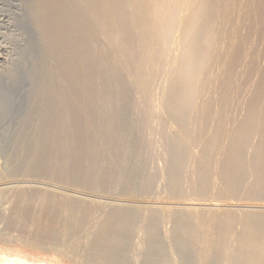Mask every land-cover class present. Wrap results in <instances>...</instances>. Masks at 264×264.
Instances as JSON below:
<instances>
[{"label":"bare ground","instance_id":"bare-ground-1","mask_svg":"<svg viewBox=\"0 0 264 264\" xmlns=\"http://www.w3.org/2000/svg\"><path fill=\"white\" fill-rule=\"evenodd\" d=\"M30 3L42 60L25 116L32 119L14 132L27 151L24 177L60 191L19 180L3 213L25 216L40 200L48 216L34 244L0 237V264H128L133 228V264H264V0ZM131 126L162 149L159 181L168 188L139 218L132 205L154 174L141 173V193L133 191L141 166L113 181L112 198L122 200L82 201L109 186L120 167L118 134ZM63 194L94 215L82 237L53 225Z\"/></svg>","mask_w":264,"mask_h":264},{"label":"rangeland","instance_id":"rangeland-1","mask_svg":"<svg viewBox=\"0 0 264 264\" xmlns=\"http://www.w3.org/2000/svg\"><path fill=\"white\" fill-rule=\"evenodd\" d=\"M30 2H32V0H0V53L2 52L1 55L5 57V62H0V237L6 239L10 236H16L19 239V242L25 245L35 243L33 241V238H35V232L39 229L38 227L43 226L44 222L47 220V212L40 208L42 204L40 200H33L32 204L28 207V212L25 216H20L21 214H18V211L16 213L18 215H16V217L14 216L13 219V217L10 216L11 214L3 213V208L11 204V200L5 199L12 197L17 183L19 182V180H21L20 182H23V178H25V182H27V185L25 182H23V186L26 185L27 187H29L33 184L32 186L34 187L37 184L42 188L44 187L46 189L54 190L57 192L60 191L56 186H50L48 184L50 186L48 187L46 182L37 180L36 178H34L35 181H33V178L27 177L29 180L31 179V181L35 182L36 184L30 181L32 183L31 184L29 180L27 181V178L24 177L25 171L23 172L22 163L23 157L25 156L24 153H26L27 151L24 152V149L26 148H20L17 145L18 140H16L15 135V132L19 128L26 127L25 125H28V123L32 119L31 116H28L27 118L25 116L31 113L30 107H32L31 100L33 92L32 88L34 84L33 79L39 72L37 69V63L42 60V50L38 42V35H36L37 32L35 31V29H33L34 26L32 24V21L30 20L31 16L29 17V5H31ZM155 132L157 133V131H154V134ZM146 136L147 135H145L142 130L132 126L127 128V130L123 132L121 131V133L118 134V139H120L118 142H121V147L117 148V150H119V155L113 158L120 164V167H116L118 169H116L111 174L113 176V179L110 180L109 186L107 185L106 188L100 190L97 194L92 193L93 191H88V193L83 196L82 201L85 202L84 204L93 203L94 206H99L100 203H103V201H106L108 203L107 200H122L119 199V197L117 198L115 196L112 198V194L115 192V190H117V188L115 187L117 184H115L116 182L113 181H115V178L118 176V174H126L125 171L127 172V168H130L131 166L135 168L137 166H141V171H143H140L138 175L135 176V183L133 182V185L135 184L133 191H137V193H141L139 186L140 180H137L141 179V173H147L145 175H150V172L151 174L154 173V176L150 175L152 176L151 179L153 181L151 180V182H149L150 186L148 184L146 189L149 194L147 193V191L146 194H138V198L136 199L138 202L132 205L135 206L133 207L134 209H132L134 217L139 218L140 215L143 216L146 210V206L162 202L164 196L166 195L165 191L167 192L168 190V188L162 183V180L161 182L159 181V177H161V175L159 174L162 172L164 173L165 170V166L161 157L162 155L160 153L162 149H158L160 147L156 148L157 146H155L154 148L147 146L144 141ZM155 136L157 135L155 134ZM155 136H153V138ZM98 141L100 142V140ZM131 146H133V149L131 151H128V148ZM108 153L112 154L110 149L108 152L103 150L102 155L107 156ZM158 157H160L161 159ZM158 162L161 165L158 164ZM158 169L161 172H159ZM8 173H11L13 175L10 179H13V177L15 178L13 181L10 180L11 183L9 184H7L9 181L6 182L7 180L5 179V176ZM154 179H158L157 181H155V184L153 183ZM36 181H41V184L39 182L37 183ZM125 182H123L124 184L122 183L123 185L120 186L124 187ZM158 182L159 184L162 183L163 185L161 184V187L158 186L159 184H156ZM43 183H46V186H44ZM156 185L160 187L161 190H159L160 188L157 189L158 187ZM162 188H164L163 191ZM142 189L144 190V188ZM58 198L60 200H56L57 210H55V214L53 217L54 227L57 229L66 227L68 228L67 230L71 235H74L76 237L84 236L85 232H87L90 225L93 223L94 215L92 214V211L87 209L86 211H84V206H81L80 204H68V200L70 199L69 195H58ZM206 198L212 200V197L208 198L207 196ZM245 203H247V205L249 206H252V208H250L252 210L253 205L255 206L258 204H256V202H253V204H251L247 201ZM64 216H67V219L65 221L62 219ZM156 230L159 236V246L164 251L165 255H168L169 248L161 234V221L157 223ZM130 232H128L127 234L128 245L127 242H125L124 246L126 248L124 250V257L127 260L128 264H133L130 258L132 256V253H135L137 249L136 247H134V242L137 240L135 234L136 230L133 228L130 230ZM16 246L17 245H15V247L11 246L9 248L12 250L18 249L27 251V249H24L21 246ZM0 247L3 246L0 245ZM175 247L179 251L177 246H172L171 248ZM189 250H192L193 252V254L188 252V254H191L189 259L191 263H194L197 260L198 252L195 249L193 250V248H190Z\"/></svg>","mask_w":264,"mask_h":264}]
</instances>
